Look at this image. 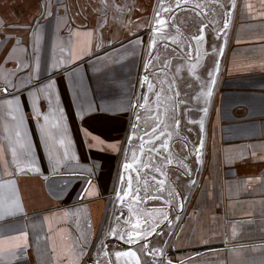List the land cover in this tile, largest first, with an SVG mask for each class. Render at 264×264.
<instances>
[{"label": "crops", "instance_id": "1", "mask_svg": "<svg viewBox=\"0 0 264 264\" xmlns=\"http://www.w3.org/2000/svg\"><path fill=\"white\" fill-rule=\"evenodd\" d=\"M165 240L264 264V0H0V264H157Z\"/></svg>", "mask_w": 264, "mask_h": 264}, {"label": "water", "instance_id": "2", "mask_svg": "<svg viewBox=\"0 0 264 264\" xmlns=\"http://www.w3.org/2000/svg\"><path fill=\"white\" fill-rule=\"evenodd\" d=\"M150 73H149V71L148 70H144V72H143V74H142V78H141V89H142V94H143V89H145L146 88V86H147V83H148V80H149V78H150V75H149ZM157 75H159V74H157ZM145 77H147V81H145ZM162 81L163 80H159L158 81V79L157 80H155V82H156V85H158V84H161L162 83ZM137 101L135 100V104L137 105V103H136ZM145 114V113H144ZM137 118V120H138V116L136 117ZM140 120V121H139ZM139 120H138V128L140 129V131L141 132H145V129H146V126H144V125H142L141 124V122H144V121H146V115L143 117V118H139ZM89 184H90V182H88L87 183V185L85 186V188H84V190L82 191V193H81V198L84 196V194H85V192L87 191V188H88V186H89ZM80 198V199H81ZM158 211H164V209H159ZM164 218V214H162L161 212H157V213H155V214H152L151 216H149V219L146 221V224L148 225V226H151V227H156V226H158L157 224H158V222L160 221V220H162ZM168 234L170 235L171 233L170 232H168ZM146 241V240H145ZM143 242V244L145 245V243L146 242ZM169 241V240H168ZM168 241L166 242V240L164 241V242H160L158 245H159V251H158V256H159V258H158V263L157 264H179V263H176V262H174L173 260H169V259H164V257H163V253H162V255L161 254H159L160 253V251L161 252H164L165 251V249L167 248V246H168ZM130 247H126V249H127V251H128V249H129ZM129 252H131V251H129Z\"/></svg>", "mask_w": 264, "mask_h": 264}, {"label": "rangeland", "instance_id": "3", "mask_svg": "<svg viewBox=\"0 0 264 264\" xmlns=\"http://www.w3.org/2000/svg\"><path fill=\"white\" fill-rule=\"evenodd\" d=\"M106 0H102V3L103 2H105ZM109 1V3H112V4H117V5H126L127 3H128V0H108ZM102 37H103V35H102ZM161 60H163V59H161ZM160 77V76H159ZM158 78V77H157ZM31 85H32V83H31ZM185 98H189V97H185ZM184 98V95L182 96V99H183V102H185L186 101V99ZM175 102V103H174ZM175 104H176V100H175V98L173 99V105L175 106Z\"/></svg>", "mask_w": 264, "mask_h": 264}, {"label": "snow or ice", "instance_id": "4", "mask_svg": "<svg viewBox=\"0 0 264 264\" xmlns=\"http://www.w3.org/2000/svg\"><path fill=\"white\" fill-rule=\"evenodd\" d=\"M145 81H147V77H145ZM213 83H214V81H213ZM149 89H151V86L149 85ZM209 95H210V93H209ZM132 167V165H130V164H126L125 165V168L126 169H128V168H131ZM126 255H133V253H125Z\"/></svg>", "mask_w": 264, "mask_h": 264}, {"label": "built area", "instance_id": "5", "mask_svg": "<svg viewBox=\"0 0 264 264\" xmlns=\"http://www.w3.org/2000/svg\"><path fill=\"white\" fill-rule=\"evenodd\" d=\"M170 256H171V255H170V254H168L166 257H167V258H170Z\"/></svg>", "mask_w": 264, "mask_h": 264}, {"label": "flooded vegetation", "instance_id": "6", "mask_svg": "<svg viewBox=\"0 0 264 264\" xmlns=\"http://www.w3.org/2000/svg\"><path fill=\"white\" fill-rule=\"evenodd\" d=\"M31 0H29V2H30ZM27 2H28V0H27Z\"/></svg>", "mask_w": 264, "mask_h": 264}]
</instances>
